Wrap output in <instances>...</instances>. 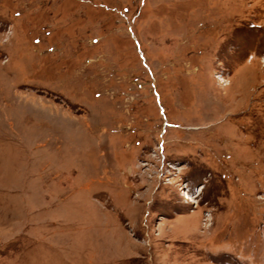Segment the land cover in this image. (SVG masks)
<instances>
[{
    "label": "rangeland",
    "instance_id": "rangeland-1",
    "mask_svg": "<svg viewBox=\"0 0 264 264\" xmlns=\"http://www.w3.org/2000/svg\"><path fill=\"white\" fill-rule=\"evenodd\" d=\"M0 264H264V0H0Z\"/></svg>",
    "mask_w": 264,
    "mask_h": 264
}]
</instances>
